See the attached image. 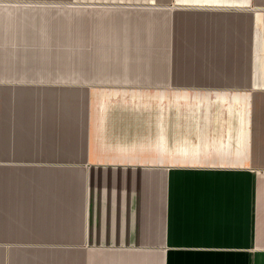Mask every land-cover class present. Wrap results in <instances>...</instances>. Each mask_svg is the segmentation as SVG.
Wrapping results in <instances>:
<instances>
[{"label":"crops","instance_id":"obj_1","mask_svg":"<svg viewBox=\"0 0 264 264\" xmlns=\"http://www.w3.org/2000/svg\"><path fill=\"white\" fill-rule=\"evenodd\" d=\"M19 2L0 264H264V0Z\"/></svg>","mask_w":264,"mask_h":264},{"label":"rangeland","instance_id":"obj_2","mask_svg":"<svg viewBox=\"0 0 264 264\" xmlns=\"http://www.w3.org/2000/svg\"><path fill=\"white\" fill-rule=\"evenodd\" d=\"M26 3V2H32L35 4H52V5H57V6H71L73 7L75 4V0H20L19 3ZM74 9V8H71ZM73 12H70L68 14H71Z\"/></svg>","mask_w":264,"mask_h":264}]
</instances>
